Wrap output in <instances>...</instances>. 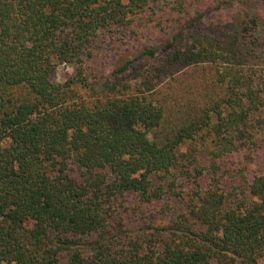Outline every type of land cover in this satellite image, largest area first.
Returning a JSON list of instances; mask_svg holds the SVG:
<instances>
[{"label": "trees", "instance_id": "1", "mask_svg": "<svg viewBox=\"0 0 264 264\" xmlns=\"http://www.w3.org/2000/svg\"><path fill=\"white\" fill-rule=\"evenodd\" d=\"M171 1L100 73L166 0H0V264H262L264 69Z\"/></svg>", "mask_w": 264, "mask_h": 264}, {"label": "rangeland", "instance_id": "2", "mask_svg": "<svg viewBox=\"0 0 264 264\" xmlns=\"http://www.w3.org/2000/svg\"><path fill=\"white\" fill-rule=\"evenodd\" d=\"M170 1L166 0L159 8H156V18L161 20V27L154 30L151 25L146 23L135 28L138 30L135 46L125 47L118 51L111 38L101 37V49L90 62L93 68H97L100 73L108 72L123 58L137 52L142 45H157L161 40L167 39L169 36L172 37L177 31L179 20L188 18L186 15L181 17L180 14L173 11V5L171 3L169 5ZM183 7L185 11L189 12V18L196 20L195 24L211 22L219 25L218 28L223 32L226 31V28H233L240 40L245 60L252 66L264 69V2L262 0H186ZM73 74V68L61 65L54 75V81L64 82L68 76ZM236 164L238 168L243 167L239 162ZM255 166L247 168L254 171L259 169L258 166ZM180 206V202L177 201L166 214L170 216ZM262 264H264V260Z\"/></svg>", "mask_w": 264, "mask_h": 264}]
</instances>
